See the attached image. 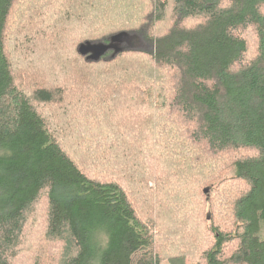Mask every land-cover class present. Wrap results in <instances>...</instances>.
<instances>
[{
  "label": "trees",
  "instance_id": "trees-1",
  "mask_svg": "<svg viewBox=\"0 0 264 264\" xmlns=\"http://www.w3.org/2000/svg\"><path fill=\"white\" fill-rule=\"evenodd\" d=\"M16 2L0 0V264H264V0H69L62 33L40 48L63 52L84 79L104 80L93 102L109 128L103 146L91 136L83 150L64 147L38 109L60 101L58 90L19 86L7 43ZM65 29L77 35L72 52ZM112 39L116 54L97 62L79 54L82 44ZM136 54L147 59L144 68L128 70ZM159 71L173 76L168 90L148 84L167 80ZM147 90L150 107L161 101L148 113ZM125 130L138 142L157 140L161 151L166 138L153 155L162 168L143 163L142 179L138 162H125L129 145L109 154ZM233 152L235 175L220 184L212 175L220 170L208 174L207 160L196 159ZM109 168L127 171V180L98 176ZM167 170L177 175L167 178ZM155 176L163 192L176 184L163 232L142 217L150 203L138 206L123 186H141L144 196L153 190L142 184ZM35 210L36 243L28 228Z\"/></svg>",
  "mask_w": 264,
  "mask_h": 264
},
{
  "label": "rangeland",
  "instance_id": "rangeland-1",
  "mask_svg": "<svg viewBox=\"0 0 264 264\" xmlns=\"http://www.w3.org/2000/svg\"><path fill=\"white\" fill-rule=\"evenodd\" d=\"M15 4L11 18L8 21L7 36L9 39H7V43L8 48L11 49V57L15 61L16 77L19 86L28 92H32L40 86H48L58 90V94L61 96L60 101L55 104L38 105V109L44 116H46L51 130L58 135L64 147H70L78 143L79 146L77 148L83 150L84 140L86 138L89 139L91 136H93L97 145L103 146L102 143L106 137L104 130L109 128V122H106L94 111L95 105L93 97L102 89L104 80L92 75L97 82L94 84L88 79H84L76 67L64 63L62 58L63 52H59L58 50H43L40 48V43L43 39H54V35L58 30L62 33L61 26L64 22V16L66 17L67 12L73 8L69 6V0H17ZM72 4H75V0H72ZM50 10H55L53 17H49ZM57 10H60V12H57ZM99 26L104 27V21H102ZM64 35L66 37L67 51L72 52V47L77 40V35L73 29H65ZM64 54H66V52ZM133 58L132 66L129 65L128 67L126 66V68L132 71L143 69L144 67L141 60L147 61V59L139 54L133 55ZM115 74L118 75V72L116 71ZM158 75L161 78L165 77L167 80H160L159 85L154 84L153 80L148 84L153 89L162 91L168 90L169 83L172 82L173 76H166L160 71L158 72ZM153 95L154 92L150 90H147L145 93V110L147 109V113L150 111L149 108H154L155 105L161 102L154 101L153 107H150L149 102L152 100ZM166 95L169 96V93L167 92ZM158 111H162V109L160 108ZM172 114L174 116V112H172ZM165 116L169 117L168 112ZM162 125L163 128L169 130V127L166 126V122L163 121ZM97 127H99V131L97 134H93V130ZM145 129L146 138H151L149 126L147 124V114L145 119ZM135 134L136 133L134 132L125 130L119 135H114V142L111 143L110 147L112 150H109V154L114 153V150L121 145H129V148H131V150H129L130 153L124 152L125 162H129V160H132V162H138L137 168L141 173L142 179H144L141 165L143 163L150 164L152 172H157L159 166L162 168L163 161L157 159V157L153 158V155L154 152H162L168 141L165 138L161 144V151L160 148L156 149L157 140L149 141L146 139V141L143 140L138 142L139 136L136 140L133 139ZM164 135L165 133H163L162 136L160 134L158 137L161 139ZM236 154L237 153L235 152L232 154L228 153L227 155L221 154L223 157L217 159L215 154L211 153L210 155H207L205 153L197 155L196 159L205 158L207 160L208 167H206L205 172L208 174L215 172L214 166L220 170L218 175L217 173L212 174L215 177V184H220L233 178L235 175V170L230 166L232 161L229 157L236 158ZM85 155L88 157L86 153ZM116 161L120 162L118 158H116ZM122 165L124 166L123 163ZM166 165L168 164H165V166ZM199 165L202 166L203 163L199 162ZM168 166V170L174 169L170 165ZM168 170L166 172L167 178L169 176L177 175V171L171 173ZM118 173L119 172L116 169L109 168L101 172L98 176L108 180H127V171L124 172V177ZM148 173L150 172H147V175L149 176ZM155 177L156 178H153L152 181L149 180L147 184H142L144 187L147 186L148 189L150 188L153 190L152 192L146 189V194L144 196L136 191L137 188L141 191V186L133 185V188L128 187L127 185V187L125 185L123 186L129 191L132 200L138 206L141 207L142 201H147V205L148 202L150 203L141 210L143 211L142 217L144 220H146V217L149 220H152V222L156 224L157 229L163 232L166 230L167 221L171 223L170 217L172 218V214L169 217L170 210L168 207L170 205V197L168 194L173 195L175 193L172 188H175L176 184L172 183L169 186L170 189H168L169 193H166L159 188V186L162 187L163 185L160 182L163 177ZM159 194L161 195L160 198H158ZM32 212L34 213L28 222L29 236L33 239L34 243H36V238H38L37 234L39 233L36 232L35 227H37L39 223L36 221L35 215H38V212L36 210ZM164 214L168 217L167 221L163 217ZM161 264L174 263L172 261H164ZM176 264L191 263L188 259H184L178 260Z\"/></svg>",
  "mask_w": 264,
  "mask_h": 264
},
{
  "label": "water",
  "instance_id": "water-1",
  "mask_svg": "<svg viewBox=\"0 0 264 264\" xmlns=\"http://www.w3.org/2000/svg\"><path fill=\"white\" fill-rule=\"evenodd\" d=\"M115 39L111 40L109 44H92L90 42L82 44L79 48L81 56H86L89 61H99L108 51L113 50L114 53H118V46L115 44ZM209 190H205L208 193Z\"/></svg>",
  "mask_w": 264,
  "mask_h": 264
},
{
  "label": "bare ground",
  "instance_id": "bare-ground-1",
  "mask_svg": "<svg viewBox=\"0 0 264 264\" xmlns=\"http://www.w3.org/2000/svg\"><path fill=\"white\" fill-rule=\"evenodd\" d=\"M6 30V29H5ZM80 54V53H79ZM107 56H109V55H107ZM67 80V79H66ZM64 87V86H63ZM97 98H98V96H97ZM94 99V98H93ZM98 104V103H97ZM133 153V152H132ZM105 155V154H104ZM108 162V161H107ZM100 164V163H99Z\"/></svg>",
  "mask_w": 264,
  "mask_h": 264
}]
</instances>
